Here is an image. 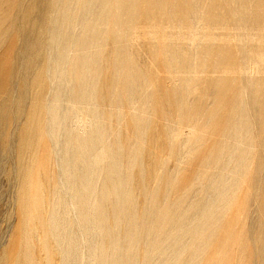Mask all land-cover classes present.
<instances>
[{
    "label": "rangeland",
    "instance_id": "374dc122",
    "mask_svg": "<svg viewBox=\"0 0 264 264\" xmlns=\"http://www.w3.org/2000/svg\"><path fill=\"white\" fill-rule=\"evenodd\" d=\"M168 1L171 7L166 11L158 10L154 18L141 14L134 22L128 23L125 15L121 17L125 25L134 27L130 46L136 54L133 67L145 71L149 77L143 95L152 92L161 100L160 107L151 111L139 103L120 106L111 94L95 90L87 93L85 97L89 98L85 103L68 111L71 94L58 93L53 100L56 89L48 85L43 90V98L39 99L44 106L42 120L39 121L42 137L37 149L34 148L35 153L27 160L32 163L28 168L31 172L28 180L26 176L19 177L16 171L21 133L35 88L22 94V87L27 86L25 59L35 49L39 55L38 63L46 60L51 64L54 55L63 48H56L49 42L34 48L41 38L38 24L46 14L47 0H26V8H16L9 16L8 22L11 20L14 28L0 44L2 61L13 62L15 66L9 79L0 73V100L5 101L0 107V132L5 137L4 141L0 139V255L12 249L11 257H7L8 264L93 263L95 255L90 244L94 239L86 231L87 204L91 205L89 212L96 216L100 230L99 264H244L256 256L258 241L252 222H249L258 216L247 215L254 163L242 176L228 174L231 180L241 182L237 198L211 228L204 229L203 225V221L214 219V215L208 213L212 210V206H208L209 200L205 202L203 199L208 191L204 184L214 173H229L206 162L219 155L217 143L223 140L221 129L229 122L225 112L231 106L228 102L230 95L218 102L219 98L214 94L204 95V92L208 83L225 76L232 80V90L239 88L237 79L233 82L240 71L239 44L235 36L238 27L233 22L230 28L219 25L228 13L219 4L221 0H198L201 16L207 23L199 28V32L205 35L201 45L195 46L186 38V23L182 26L176 24L182 21L178 11L186 9L192 1ZM244 1L234 0L232 8ZM159 5L158 8L163 7L165 0ZM119 7L125 10L124 5ZM261 10L264 12V6ZM33 20L35 24H32ZM61 22V18L53 20L51 26L55 28ZM82 22L80 15L75 21L76 31L81 29ZM49 27L46 30L48 35ZM106 35L104 32L103 36ZM160 36L165 39H160ZM9 38L15 41L12 53L7 52ZM108 45L112 46L109 40ZM109 46L108 53L105 48L100 61L107 73L113 70ZM205 48L212 53H216V48L220 49L222 62L236 64L224 67L230 70L229 73L219 72L222 69L211 65V57L205 53ZM74 49L72 43L65 48L69 53H74ZM183 54L188 59L181 65L179 56ZM58 72L62 75L61 70ZM106 77L103 73L94 78L105 80ZM183 79L190 84L184 101L185 111L178 110L177 103H165L172 99ZM82 80L89 89L97 82L85 76ZM59 83L65 85L66 78L64 80L62 76ZM201 102L209 113L206 118L189 111L191 104L201 107ZM18 105L22 107L21 114H18ZM54 109L59 126L49 120L50 111ZM66 111L70 113V120L73 114L87 113L90 117L85 115V123L74 122L73 138L82 141L78 152L86 161L83 170L81 166L75 168L65 161L66 134L58 130L63 126ZM199 112H202V107ZM133 115H143L150 123L148 134L142 136L140 144L142 153L150 152V155L136 157L144 168V174L139 173L135 164L129 163L127 150L123 148V140H132L134 136L130 121ZM10 119L19 121L10 122ZM52 129L53 133L58 132L57 135L51 133ZM150 133H153V141L147 138ZM5 142H9V150L5 148ZM105 150V157L96 159L95 155ZM7 164L9 169L5 171ZM86 168L85 179L81 181ZM117 176L121 180L116 179ZM46 177L51 181L47 189L42 185ZM128 189L132 191L130 197L126 194ZM151 198L157 202L154 212H160L164 205H169L177 217L176 221L170 219L164 230L153 227L148 232L143 226L136 225L135 219L133 222V214L142 216L147 213L152 219L159 217L148 211ZM122 205L133 213L129 220L127 213L122 215L118 212ZM251 207L258 208V203H252ZM189 208L192 211L198 209L200 215H194ZM222 209L220 206L219 210ZM56 218L63 223L59 227ZM196 250L200 252L199 257H192L191 252Z\"/></svg>",
    "mask_w": 264,
    "mask_h": 264
},
{
    "label": "bare ground",
    "instance_id": "6f19581e",
    "mask_svg": "<svg viewBox=\"0 0 264 264\" xmlns=\"http://www.w3.org/2000/svg\"><path fill=\"white\" fill-rule=\"evenodd\" d=\"M25 1L0 0V44L14 28L13 22L11 20L8 22L9 16L14 14L13 12L16 8H26ZM191 1V5L186 9L178 11L182 21L179 20L176 24L177 26H182L186 23L185 35L187 40L198 46L199 44L201 45L205 36L199 32V28L207 23V20L201 16L198 0ZM159 2L162 3V0H47L46 14L38 24L41 38H39L34 48H39L49 42L56 48L63 49L57 55H54V60L51 64L46 60L38 63L39 55H37L35 49L29 55L27 54L28 56L26 55L24 74L27 86L24 85L22 87V94H27L29 89L35 88L30 101V108L27 112V120L21 133V144L18 153L20 159L16 166L19 177L23 175L28 180L27 177L31 173L28 168L31 167L32 163L30 164L27 160L28 157L31 158L30 156L35 153L36 150L34 148L37 149L38 142H40L42 137V128L39 121L42 120L44 106L40 104L39 99L43 98V90H46L49 86L56 89L53 100H55L58 93L67 92L71 94L72 99L68 111L76 109L80 103H85L89 98V96L85 97L87 93L95 90L104 94H111L114 97V102L120 106L139 103L151 111L160 107L161 100H158L152 92H147L145 96L143 95V90L147 88L145 83L149 82V77L145 71L133 67V63L136 61V54L131 51L130 46L134 27L125 25L126 23L121 21L123 15L126 16L128 23L134 22L141 14L148 18H154L158 10L166 11L172 5L168 0H165V5L158 8L161 5H159ZM219 4L228 12L225 13L219 25L230 28L233 22L238 27V32L235 36L239 44L240 71L238 77L233 79V82L237 79L239 88L232 90V80L225 76L208 83L204 92V95L208 93L214 94L215 97L219 98L218 102H222L221 98L224 96L227 98L230 95L228 102H231V106L225 112L229 122L224 124L221 129L223 140L217 143L219 155L215 160L206 162L213 164V167L219 171H227L229 173H214L211 175V180L204 184L208 191L203 196V199L205 202L209 200L208 206H212V210L208 213L213 214L214 219L208 222L203 221V225L205 226L204 229L211 228L215 221L218 218L220 219L222 214L228 210L227 207L231 206L237 198L236 192L241 182L238 179L231 180L228 174L242 176L250 168L251 163H254V172L252 173L250 184L252 194H250V205L247 215L249 217L258 216L255 221L250 220L249 222V224L252 222L256 232L258 241L256 245L257 254L253 259L244 262V264H264V68H261L264 65V12L261 10V7L264 6V0H246L238 4L235 9L232 8L234 7V0H221ZM120 5H124L125 10H122L119 7ZM21 13L24 16L25 11ZM80 15L83 17L82 27L79 31H76L75 21ZM59 18H61L62 22L53 28L51 22ZM32 24H35V20L32 21ZM47 27H49V35L46 32ZM104 32L107 37L103 36ZM156 33L157 35L160 33L158 29ZM160 39L165 38L160 36ZM108 40L112 46L108 45ZM70 43L75 46L74 53H69L65 50ZM107 46L111 47L113 70L110 73H107L105 71L106 67L100 64L105 48L106 53H108ZM14 48L15 41L9 38L7 52L12 53ZM205 49V53L211 57V65L218 70L222 69L219 70L221 73H229L230 70L224 69V67L236 64L228 63L226 65L222 62V52L218 48H216V53H212L208 48ZM179 58L181 65H184L188 59L185 54L179 56ZM14 68L13 62H3L0 56V73H3L5 78L9 79L11 77ZM58 70L62 71V75L60 72L57 74ZM47 73L50 74L47 75ZM103 73L107 76L105 80L94 78L100 77ZM257 74H261V76H257ZM62 76L64 80L66 78V84L61 86L59 80H62ZM83 76L96 80V84L91 85V89H89L84 84V80H82ZM189 88V82L183 79L178 88L175 89L172 99L165 103H177L178 110H187L184 101H186ZM4 103L5 101L0 100V107ZM17 107L18 114H21V105ZM201 107L202 112L200 113L199 108ZM201 107L198 104L195 106L191 104L189 111L191 114L195 113L198 117H208L209 113L202 102ZM68 111L63 114V120L65 121L62 128L59 129L57 127V130L59 129L58 132L62 131L66 134L65 161L75 168L81 166L82 169L86 161L80 158V153L78 152L82 141L78 138L76 140L73 138L74 128L76 127L74 122L85 123L87 117H90L87 113H85L87 117L82 114H73L70 120ZM49 120L57 123L58 118L55 109L50 111ZM9 121L18 122L19 120L10 119ZM130 121L133 124L134 136L132 140H123V148L127 150L129 163L135 164L139 173L144 174V168L139 165L136 157L150 155V152L143 154L140 146L143 141L142 136L144 137L145 135L146 137L148 134L150 123L143 115H133ZM65 122H67V125ZM57 124L58 126L60 125L59 122ZM51 133L57 135V133H53V129ZM152 135L153 133H150L147 138L153 141ZM4 138V135L0 132V139L4 141ZM4 145L9 150V142H5ZM105 155L106 150L96 154L95 157L101 160ZM43 159L46 160V156ZM8 169L9 166L7 164L5 171H8ZM81 169L77 170L80 171ZM86 172L87 168L81 176V181H84ZM149 177H146L148 181ZM116 179L121 180L119 176ZM50 183L51 181L46 177L42 185L47 189ZM188 193L190 194V191ZM126 194L130 197L132 191L128 189ZM81 199L83 202V196H81ZM155 202L152 198L149 200L148 206L150 208L148 211H153L157 203ZM255 202L258 203V208L251 207V204ZM220 206L223 207L222 211L219 210ZM188 210L194 215H200L198 209L192 211L189 208ZM118 212L122 213V215L127 213L128 220L133 214L131 210L124 208L123 205ZM152 213L154 216L159 217L152 219V216L147 213L142 216L141 214H133V222L135 219L136 225L139 224L150 232L153 227L164 230L170 219L177 220L169 205H164L160 212L153 211ZM138 242H140V238ZM10 251L2 252L0 264L9 263L8 258L12 255ZM191 255L192 257H199L200 252L196 250L191 252Z\"/></svg>",
    "mask_w": 264,
    "mask_h": 264
},
{
    "label": "water",
    "instance_id": "95a60500",
    "mask_svg": "<svg viewBox=\"0 0 264 264\" xmlns=\"http://www.w3.org/2000/svg\"><path fill=\"white\" fill-rule=\"evenodd\" d=\"M87 198L89 200V194L87 193ZM88 202V201H87ZM91 205L90 204H87V210H88V219H87V224H86V231L92 235L93 237V243L90 244V249L92 251V254L95 255V258H94V262L91 263V264H99L98 262V259H99V246H100V230L97 226V223H96V216H93L90 212H89V209ZM89 208V209H88ZM56 220L58 221V226H61L63 223H60L59 222V219L56 218Z\"/></svg>",
    "mask_w": 264,
    "mask_h": 264
}]
</instances>
